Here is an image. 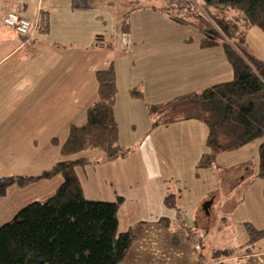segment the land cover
Here are the masks:
<instances>
[{
  "label": "crops",
  "instance_id": "crops-1",
  "mask_svg": "<svg viewBox=\"0 0 264 264\" xmlns=\"http://www.w3.org/2000/svg\"><path fill=\"white\" fill-rule=\"evenodd\" d=\"M13 4L31 19L46 13L48 32L36 26L25 37L5 26L2 16ZM138 5L137 0H0V176H37L64 158L52 140L63 142L71 125L85 122V110L96 98L94 71L113 60L118 142L131 151L104 162L96 150L69 158L91 159L75 168L86 199L123 198L118 231L132 230L136 238L120 264H193L196 253L188 236L189 224L195 227L192 211L222 186L223 176L234 184L241 181L223 195L234 201L230 212L235 209V240L218 246L203 235V261L245 264L251 256L264 255V237L248 244L244 228L250 223L264 230V181L255 177L264 136L219 153L212 167L197 169L209 150L204 122L152 125L149 105L228 82L233 71L221 46L201 47L203 35L197 29ZM125 18L129 47L123 51L118 33ZM133 88L143 98L131 97ZM247 161L253 163L252 170L223 172ZM54 179L58 187L62 179ZM169 185L180 192L177 208L164 204ZM161 218L169 226L159 223ZM213 248L229 252L207 259Z\"/></svg>",
  "mask_w": 264,
  "mask_h": 264
},
{
  "label": "trees",
  "instance_id": "trees-1",
  "mask_svg": "<svg viewBox=\"0 0 264 264\" xmlns=\"http://www.w3.org/2000/svg\"><path fill=\"white\" fill-rule=\"evenodd\" d=\"M137 1V8L157 9L175 23L197 29L203 35L202 48L221 46L233 71V78L228 82L149 105L147 112L152 125H166L185 119L204 122L208 128L206 146L209 150L199 158L197 169L216 165L219 153L239 149L262 138L264 60L249 52L242 37L239 42L233 41L226 26L219 21L218 14L237 12L246 27H257L264 33V0ZM209 19L232 43L223 38ZM37 30L48 32L46 13L39 16ZM128 30L129 21L125 18L118 33L120 39ZM98 45H102L101 42ZM105 47H110V44ZM127 49L123 46V51ZM94 78L97 83L96 98L85 110V122L79 126L71 125L63 142L52 140L64 158L37 176H0V199L5 198L13 187L22 188L56 176L62 179L54 193L43 200L26 204L11 220L0 225V264H120L135 241L132 230L118 231L117 212L123 198L117 196L112 202L86 199L75 168L88 164L91 159L81 156L69 158L96 150L101 153L99 161L104 162L123 157L131 151V148L118 142L114 115L117 85L113 60L95 70ZM130 95L143 98L138 88L131 89ZM258 157L255 177L264 181V141L258 147ZM241 167L252 170L253 163L247 161L223 172L236 171ZM240 182L233 184L228 193L234 188L236 190ZM179 199V190L169 185L164 204L177 208ZM158 222L169 226L168 219L161 218ZM244 228L248 244L264 237V230L250 223H244ZM200 248L201 251H195L193 264H205L204 250Z\"/></svg>",
  "mask_w": 264,
  "mask_h": 264
},
{
  "label": "rangeland",
  "instance_id": "rangeland-1",
  "mask_svg": "<svg viewBox=\"0 0 264 264\" xmlns=\"http://www.w3.org/2000/svg\"><path fill=\"white\" fill-rule=\"evenodd\" d=\"M196 5L199 8V5ZM218 18L226 26L228 33L233 37V41L239 42L242 37L249 52L264 60V33L260 29L257 27H246L243 21L238 18L237 12L234 11H229L221 15L218 14ZM209 21L225 40L232 43V40H229L228 36L217 27L215 22L211 19ZM223 177L225 180L222 186L212 195L206 197V201H201L197 208L192 211L195 227L189 224L191 231L188 236L190 238L189 244L193 251H201L200 247H203L201 240L205 234L210 237L209 240H213L211 242L214 244L217 243L218 246H223L222 244L227 243L232 244L235 240V209H233L232 213L230 212L233 208L234 201L232 199L226 200L223 196L225 193H228L230 187L234 184V180L230 176ZM57 179H42L22 188H11L7 196L0 199V225L11 220L17 211L26 204L43 200L48 195L54 193L57 188L55 185ZM235 195H238V193H235ZM204 205H207L206 210L204 209ZM238 214L243 215L244 211L240 210ZM231 238H233L232 241ZM215 249L213 248L209 251L207 259L211 260V256H227L229 252L227 250H219L220 248ZM252 250H257V248L253 246ZM245 264H264V255L251 256L245 260Z\"/></svg>",
  "mask_w": 264,
  "mask_h": 264
},
{
  "label": "built area",
  "instance_id": "built-area-1",
  "mask_svg": "<svg viewBox=\"0 0 264 264\" xmlns=\"http://www.w3.org/2000/svg\"><path fill=\"white\" fill-rule=\"evenodd\" d=\"M2 23L13 29L17 34L21 36H30L33 30H35L38 20L31 19L23 15L22 10L15 4L8 7L2 16ZM121 42L124 48L129 47V41L127 34L121 35Z\"/></svg>",
  "mask_w": 264,
  "mask_h": 264
},
{
  "label": "water",
  "instance_id": "water-1",
  "mask_svg": "<svg viewBox=\"0 0 264 264\" xmlns=\"http://www.w3.org/2000/svg\"><path fill=\"white\" fill-rule=\"evenodd\" d=\"M206 208H207V205H204V209L206 210Z\"/></svg>",
  "mask_w": 264,
  "mask_h": 264
}]
</instances>
